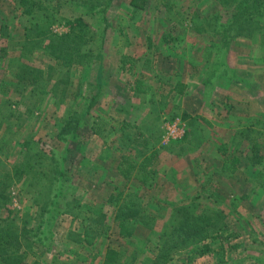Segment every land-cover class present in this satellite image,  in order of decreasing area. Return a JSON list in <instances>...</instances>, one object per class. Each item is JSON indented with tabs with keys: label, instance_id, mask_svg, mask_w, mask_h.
Listing matches in <instances>:
<instances>
[{
	"label": "rangeland",
	"instance_id": "obj_1",
	"mask_svg": "<svg viewBox=\"0 0 264 264\" xmlns=\"http://www.w3.org/2000/svg\"><path fill=\"white\" fill-rule=\"evenodd\" d=\"M38 1L53 34L86 22L92 56L59 66L47 39L23 47L20 0H0V223L24 263L117 249L124 264H264V4ZM152 151L147 186L127 181ZM135 190L143 210L118 205Z\"/></svg>",
	"mask_w": 264,
	"mask_h": 264
},
{
	"label": "trees",
	"instance_id": "obj_2",
	"mask_svg": "<svg viewBox=\"0 0 264 264\" xmlns=\"http://www.w3.org/2000/svg\"><path fill=\"white\" fill-rule=\"evenodd\" d=\"M254 2L257 4H264V0H254ZM19 7L21 8L20 13L29 21H27V25H23L22 27L24 29V34L23 42L20 45L26 47L25 43L37 36L47 39L45 44L46 55L50 56L59 66L72 67L79 65L88 61L92 56V50L88 47L92 35L90 36L88 34L87 31L90 29L82 18L78 17L74 22L70 21L69 30L58 35L53 34L48 25L45 26L38 21L39 18L47 16V13L49 12H47V5L38 0H20ZM237 8H239V6ZM172 89L181 92L183 90V85L177 81L173 84ZM155 151H152L147 157H145L138 166L129 163L126 169L121 172V174L123 173V177L127 181L132 180L136 183L143 184L142 186L146 187L148 180L153 178L152 176L155 172L154 168L151 167L152 160L157 154ZM225 164L226 163H224L223 166H226ZM233 164H236V159H233L232 165ZM134 169H136V173L132 175L131 172ZM262 176L264 178V175ZM4 185L5 182L3 179L0 181V197L3 202L1 206L8 210L5 203L7 197L3 192ZM137 193L136 190L135 192L127 191L126 193L119 191L116 195V199H122V203L118 205L125 206L126 208H138V210H143L142 201ZM5 225V223L3 225L2 222L0 223V264H20L21 260H23V264H26L24 263L23 258L24 252L20 249L22 245L16 226H10L8 224V226L4 228ZM116 226L122 235L131 237L134 234V231H132L130 227H127L122 220H119ZM85 234H87V232H85L84 235ZM155 259L158 264H165V261H162L159 258ZM151 262L152 259H147L148 264ZM103 263L124 264L122 256L117 249H107L103 258Z\"/></svg>",
	"mask_w": 264,
	"mask_h": 264
},
{
	"label": "built area",
	"instance_id": "obj_3",
	"mask_svg": "<svg viewBox=\"0 0 264 264\" xmlns=\"http://www.w3.org/2000/svg\"><path fill=\"white\" fill-rule=\"evenodd\" d=\"M185 132V125L176 118L175 120L167 123V140L176 139L181 137Z\"/></svg>",
	"mask_w": 264,
	"mask_h": 264
}]
</instances>
